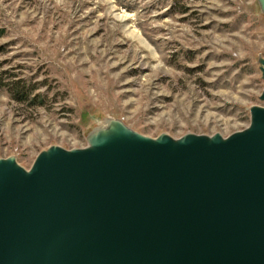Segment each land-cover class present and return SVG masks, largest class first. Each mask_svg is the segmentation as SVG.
Here are the masks:
<instances>
[{
  "label": "rangeland",
  "instance_id": "obj_1",
  "mask_svg": "<svg viewBox=\"0 0 264 264\" xmlns=\"http://www.w3.org/2000/svg\"><path fill=\"white\" fill-rule=\"evenodd\" d=\"M0 31V158L26 169L51 145L85 147L103 119L227 136L264 106L257 0H0Z\"/></svg>",
  "mask_w": 264,
  "mask_h": 264
},
{
  "label": "water",
  "instance_id": "obj_2",
  "mask_svg": "<svg viewBox=\"0 0 264 264\" xmlns=\"http://www.w3.org/2000/svg\"><path fill=\"white\" fill-rule=\"evenodd\" d=\"M249 114L178 138L108 119L29 169L0 158V264H264V106Z\"/></svg>",
  "mask_w": 264,
  "mask_h": 264
},
{
  "label": "trees",
  "instance_id": "obj_3",
  "mask_svg": "<svg viewBox=\"0 0 264 264\" xmlns=\"http://www.w3.org/2000/svg\"><path fill=\"white\" fill-rule=\"evenodd\" d=\"M18 84H19V82H14L13 83V89H14L13 98L15 100H17V101L25 102L27 100V98H28L29 92L24 91V87H22L23 89L19 88Z\"/></svg>",
  "mask_w": 264,
  "mask_h": 264
},
{
  "label": "bare ground",
  "instance_id": "obj_4",
  "mask_svg": "<svg viewBox=\"0 0 264 264\" xmlns=\"http://www.w3.org/2000/svg\"><path fill=\"white\" fill-rule=\"evenodd\" d=\"M107 121H108V119H103V120L101 121V125H100V126H102V125H104L105 123H107Z\"/></svg>",
  "mask_w": 264,
  "mask_h": 264
}]
</instances>
